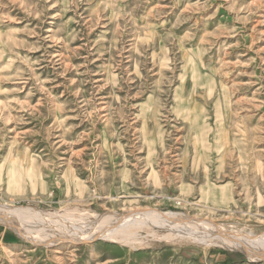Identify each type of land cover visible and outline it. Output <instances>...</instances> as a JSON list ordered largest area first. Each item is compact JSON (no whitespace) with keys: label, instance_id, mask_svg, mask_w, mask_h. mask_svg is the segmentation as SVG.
<instances>
[{"label":"rangeland","instance_id":"1","mask_svg":"<svg viewBox=\"0 0 264 264\" xmlns=\"http://www.w3.org/2000/svg\"><path fill=\"white\" fill-rule=\"evenodd\" d=\"M0 264H264V0H0Z\"/></svg>","mask_w":264,"mask_h":264},{"label":"bare ground","instance_id":"2","mask_svg":"<svg viewBox=\"0 0 264 264\" xmlns=\"http://www.w3.org/2000/svg\"><path fill=\"white\" fill-rule=\"evenodd\" d=\"M11 209V208H10ZM12 210V209H11ZM8 211V210H7ZM10 211V210H9ZM21 211V210H20ZM19 211V212H20ZM23 211V210H22ZM12 213H17L18 211H16V210H12L11 211ZM24 212H26V211H24ZM21 213H23V212H21ZM146 214V216L145 215H142L141 217H143V218H153L154 217V214H152L151 216L149 215V214H147V213H145ZM19 215H21V214H19ZM24 215V214H23ZM159 215H161V214H159ZM168 215V214H167ZM14 216H16V214H14ZM140 217V216H139ZM158 217V216H157ZM161 217H163V219H164V217H166V216H161ZM160 218V217H159ZM98 233V232H97ZM229 239L231 238V237H228ZM227 237L225 238V239H228ZM223 239H224V237H223ZM231 239H235V238H231ZM237 240V239H236ZM241 242V241H240ZM242 244V243H241Z\"/></svg>","mask_w":264,"mask_h":264}]
</instances>
